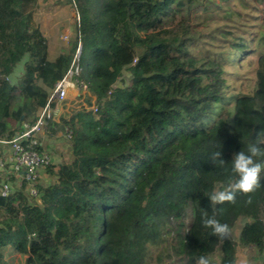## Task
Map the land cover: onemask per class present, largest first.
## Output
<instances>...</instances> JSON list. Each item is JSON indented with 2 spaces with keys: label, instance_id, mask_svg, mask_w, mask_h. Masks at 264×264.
Here are the masks:
<instances>
[{
  "label": "trees",
  "instance_id": "trees-1",
  "mask_svg": "<svg viewBox=\"0 0 264 264\" xmlns=\"http://www.w3.org/2000/svg\"><path fill=\"white\" fill-rule=\"evenodd\" d=\"M68 2L67 43L49 58L38 0H0V138L33 122L69 71L86 92L49 120L69 158L46 168L38 202L0 195V264L9 247L25 264H151L163 241L173 264H237L238 245L264 264V170L234 204L208 198L232 179L234 153L264 146V0ZM205 211L229 226L223 242Z\"/></svg>",
  "mask_w": 264,
  "mask_h": 264
},
{
  "label": "built area",
  "instance_id": "built-area-1",
  "mask_svg": "<svg viewBox=\"0 0 264 264\" xmlns=\"http://www.w3.org/2000/svg\"><path fill=\"white\" fill-rule=\"evenodd\" d=\"M85 85L82 80L66 74L55 83L33 122L23 120L10 137L0 138V195L8 197L22 190L30 200L38 202L39 185L43 184L46 168L55 163L53 153L44 148L54 100H64L71 90ZM66 136L70 137L68 129Z\"/></svg>",
  "mask_w": 264,
  "mask_h": 264
},
{
  "label": "rangeland",
  "instance_id": "rangeland-1",
  "mask_svg": "<svg viewBox=\"0 0 264 264\" xmlns=\"http://www.w3.org/2000/svg\"><path fill=\"white\" fill-rule=\"evenodd\" d=\"M75 17V11L68 0H38V8L33 15L34 23L42 31L43 35L47 39L48 44V56L53 58L67 43L69 35V25L72 23ZM264 24V17L260 19ZM210 26H214L215 23L207 21ZM253 65L241 68L243 74L252 75L250 72ZM20 71V69H18ZM16 72L14 78L19 75ZM73 70L69 71V75H72ZM129 79V74L124 71L116 85H124ZM85 88L79 90H71L68 92L64 102L59 104L54 108V118L57 119L59 115L67 113L69 116L73 108H79L80 106H85L84 95ZM63 141L62 136L56 138H49L48 133L45 135L44 143L48 144V149L53 153L55 163L60 160L68 159L69 153H67L66 148L61 144ZM52 180L44 175L43 183H50ZM191 219V210L188 209L187 220ZM241 226V222L236 224L232 231V237L236 239L238 229ZM237 264H260V256L252 247H242L238 245L237 247ZM4 260L9 264H25L24 256L18 254L12 248H6L3 251ZM170 256V255H169ZM168 256V246L167 242L163 241L160 246L154 250V260L151 264H173L174 260L172 257Z\"/></svg>",
  "mask_w": 264,
  "mask_h": 264
},
{
  "label": "clouds",
  "instance_id": "clouds-1",
  "mask_svg": "<svg viewBox=\"0 0 264 264\" xmlns=\"http://www.w3.org/2000/svg\"><path fill=\"white\" fill-rule=\"evenodd\" d=\"M208 160L216 168L223 167L226 163L222 158L220 150L212 152ZM231 163L233 177L226 187L222 190L214 191L208 196L211 205H220L226 202L234 204L238 192L249 194L260 187V175L262 170H264V146L251 144L247 153L244 151L234 153ZM247 203H251V199H249ZM201 226L203 228H210L212 230V235L216 236L221 242H223L226 237H229V226L225 223H221L216 219L215 215L209 216L206 211L201 214ZM196 264H211V261L206 256H200Z\"/></svg>",
  "mask_w": 264,
  "mask_h": 264
}]
</instances>
